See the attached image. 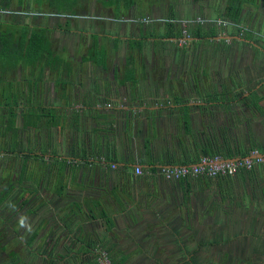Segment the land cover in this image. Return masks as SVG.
<instances>
[{"label": "crops", "instance_id": "0c3cea01", "mask_svg": "<svg viewBox=\"0 0 264 264\" xmlns=\"http://www.w3.org/2000/svg\"><path fill=\"white\" fill-rule=\"evenodd\" d=\"M231 1L0 0V264H264V167L160 175L264 155V0Z\"/></svg>", "mask_w": 264, "mask_h": 264}, {"label": "built area", "instance_id": "2783aa9c", "mask_svg": "<svg viewBox=\"0 0 264 264\" xmlns=\"http://www.w3.org/2000/svg\"><path fill=\"white\" fill-rule=\"evenodd\" d=\"M183 37H188L187 31L183 28ZM264 167V156L257 151H252L245 159L236 161H222L217 156H203L199 162L191 167L162 168L160 175L169 181H180L205 176L207 178H228L239 174L242 171H250L254 167ZM142 172L139 168L135 169V174L140 175ZM101 264H111L102 254Z\"/></svg>", "mask_w": 264, "mask_h": 264}, {"label": "trees", "instance_id": "16d2710c", "mask_svg": "<svg viewBox=\"0 0 264 264\" xmlns=\"http://www.w3.org/2000/svg\"><path fill=\"white\" fill-rule=\"evenodd\" d=\"M239 4H240V0H232L231 1V4L229 7H230L231 11H234L232 13L239 14L240 7L237 6ZM44 43H45L44 38L38 37L37 41L33 38H31V40H25V38L23 36V41H22L21 46L23 48L22 51H25V53L28 57L27 61L34 62V60L40 58V56H42L43 53L46 52L45 48L47 45H44ZM206 156L212 157L213 155H206Z\"/></svg>", "mask_w": 264, "mask_h": 264}, {"label": "flooded vegetation", "instance_id": "af4514ba", "mask_svg": "<svg viewBox=\"0 0 264 264\" xmlns=\"http://www.w3.org/2000/svg\"><path fill=\"white\" fill-rule=\"evenodd\" d=\"M49 4H50V0H35V3L32 2V4L29 6V3L26 4V7L25 9L27 8H30L34 11L33 14L35 16V20H37L39 22V19L41 16H43L42 14H39L38 11H40L41 9L43 8H47L49 7ZM38 14H37V13ZM23 17H25V12L21 14ZM242 38V37H241ZM218 41V40H217ZM220 42V41H219ZM45 71L42 73L43 75L41 76V79L38 80L37 79V83H36V88H56L55 86L54 87H51V85L48 83V81L46 80V78L44 77V74ZM56 74V73H55ZM61 81L57 82L56 86L57 88H60L59 86H61L60 84ZM63 82V81H62ZM63 88V86L61 87ZM66 88V86H65Z\"/></svg>", "mask_w": 264, "mask_h": 264}, {"label": "water", "instance_id": "95a60500", "mask_svg": "<svg viewBox=\"0 0 264 264\" xmlns=\"http://www.w3.org/2000/svg\"><path fill=\"white\" fill-rule=\"evenodd\" d=\"M107 121H108V120H106V119H104V118L100 119V122H101L102 126H103L104 124H106ZM102 126H101V127H102ZM104 128H105V127H102V129H104ZM261 156H264V155H261ZM236 160H239V159L228 160V161H236Z\"/></svg>", "mask_w": 264, "mask_h": 264}, {"label": "rangeland", "instance_id": "374dc122", "mask_svg": "<svg viewBox=\"0 0 264 264\" xmlns=\"http://www.w3.org/2000/svg\"><path fill=\"white\" fill-rule=\"evenodd\" d=\"M2 38H3V39H2ZM1 39H2V40H6V39H4V36H2ZM0 58H2V57H0ZM2 59H3V58H2Z\"/></svg>", "mask_w": 264, "mask_h": 264}]
</instances>
